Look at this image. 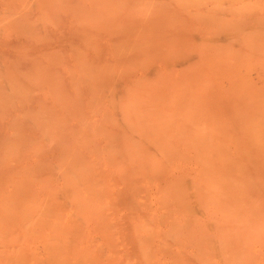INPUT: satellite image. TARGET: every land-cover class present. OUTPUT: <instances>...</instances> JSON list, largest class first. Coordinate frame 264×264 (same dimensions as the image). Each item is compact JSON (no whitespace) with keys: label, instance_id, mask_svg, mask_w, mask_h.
Listing matches in <instances>:
<instances>
[{"label":"rangeland","instance_id":"1","mask_svg":"<svg viewBox=\"0 0 264 264\" xmlns=\"http://www.w3.org/2000/svg\"><path fill=\"white\" fill-rule=\"evenodd\" d=\"M9 171L17 264H264V0H0Z\"/></svg>","mask_w":264,"mask_h":264},{"label":"bare ground","instance_id":"2","mask_svg":"<svg viewBox=\"0 0 264 264\" xmlns=\"http://www.w3.org/2000/svg\"><path fill=\"white\" fill-rule=\"evenodd\" d=\"M224 102H225V100H224ZM228 107H229V105H228ZM231 108H233V107H231ZM223 112H225V111H223ZM232 124L234 125V123H232ZM171 147L173 148V146H171ZM15 177H16V175H14V173H12V171H9V174L5 177L6 178L5 184L3 185L2 183H0V264H17V253H18L17 250L18 249H17L16 240H17V232L19 230L18 229L19 227H17V209H18V207L16 206L17 205L16 204V201H17L16 198L17 197H15V190H16V183H15L16 179H15ZM17 192H18V189H17ZM185 192H187V191H185ZM262 193H264V192H262ZM120 197H122V196H120ZM261 229H264V228H261ZM110 235H111V233L109 234V236Z\"/></svg>","mask_w":264,"mask_h":264}]
</instances>
